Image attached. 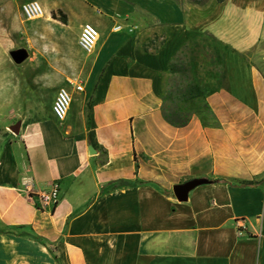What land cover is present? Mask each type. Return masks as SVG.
<instances>
[{"label": "crops", "instance_id": "0c3cea01", "mask_svg": "<svg viewBox=\"0 0 264 264\" xmlns=\"http://www.w3.org/2000/svg\"><path fill=\"white\" fill-rule=\"evenodd\" d=\"M180 1L41 0L44 20L67 28L69 4H87L100 39L84 52L80 23L28 58L30 117L0 139V264H264V0ZM198 46L228 81L208 95V121L178 127L166 118L174 62ZM62 88L75 107L64 122ZM193 179L211 183L179 202L174 187ZM54 184L60 201L44 208Z\"/></svg>", "mask_w": 264, "mask_h": 264}, {"label": "rangeland", "instance_id": "374dc122", "mask_svg": "<svg viewBox=\"0 0 264 264\" xmlns=\"http://www.w3.org/2000/svg\"><path fill=\"white\" fill-rule=\"evenodd\" d=\"M32 1L28 0L27 2ZM41 2V0H38ZM187 0H181L183 4ZM205 5H196L190 1L196 8L200 10L208 7L209 2L214 0H203ZM27 2H20L19 0H0V139L4 135H16L12 130V126L23 124L25 120L30 117L28 112L29 99L26 91L25 74L28 60L23 64L18 65L11 53L16 50L25 49L29 52V57L41 52L49 53L52 45L55 44L60 36L62 30L65 28L66 35L71 33L72 28L78 27L80 23H86V19L92 14V9L85 4L73 3L69 4V11L71 10V24L69 28L63 27L61 23L48 22L44 19L37 21H26L22 6ZM42 4V2H41ZM43 5V4H42ZM227 7L224 8L226 10ZM230 8V7H229ZM232 11L225 13L228 19L232 18ZM59 13L57 15L59 17ZM85 21V22H84ZM233 23V22H231ZM234 23L240 28V22L235 20ZM195 28L199 29L200 27ZM100 33V29L97 27ZM244 31V30H243ZM242 31V32H243ZM239 32V33H242ZM196 44H201V33H196ZM80 33L76 36L79 38ZM66 37V38H67ZM209 42H213L212 35L209 37ZM213 46V45H211ZM68 47H66V50ZM212 52L217 51L218 47L215 45L211 47ZM213 54L210 58H217L221 53ZM57 52V48H53ZM201 46L195 47L194 51L189 54L179 56L174 62L173 73L174 77L170 79V86L168 87L169 103L167 110L169 113L176 114L177 121H184L191 119L195 115H202L210 119L207 113L206 99L208 95L225 87L227 83V72L221 61L202 62L199 55ZM218 54V56H217ZM189 55H194L189 58ZM222 57H219L221 60ZM54 93V90H53ZM49 92L45 93L41 103L42 112L47 106V97ZM72 108L75 109L72 104ZM209 112V111H208ZM239 231H246L247 225L244 222L237 223Z\"/></svg>", "mask_w": 264, "mask_h": 264}, {"label": "built area", "instance_id": "2783aa9c", "mask_svg": "<svg viewBox=\"0 0 264 264\" xmlns=\"http://www.w3.org/2000/svg\"><path fill=\"white\" fill-rule=\"evenodd\" d=\"M22 12L27 21H37L40 19H44L46 17V12L38 0H32L25 3L22 6ZM122 27L118 26L115 28V31H121ZM100 39V33L97 27L91 23H86L83 25L79 38V45L81 49L87 54H91L96 48ZM78 92H83L84 87L82 85L73 84ZM73 103V96L71 92L62 88L58 92L56 100L53 105V113L56 119L60 122H64L71 109ZM60 201V186L59 184H54L50 191L43 194L41 197L42 206L47 208L52 206L53 208L57 207Z\"/></svg>", "mask_w": 264, "mask_h": 264}, {"label": "water", "instance_id": "95a60500", "mask_svg": "<svg viewBox=\"0 0 264 264\" xmlns=\"http://www.w3.org/2000/svg\"><path fill=\"white\" fill-rule=\"evenodd\" d=\"M14 61L20 65L23 64L24 62H26L29 58V52L25 49H20V50H16L13 51L11 53ZM20 125H16L14 127L11 128V130L16 134L19 135L20 134ZM91 153L94 154V152L90 149ZM210 181L207 179H193L190 180L184 184H180V185H176L173 189L174 191V195L176 197V199L181 202V203H185L188 202L189 200V195L190 193L195 190L196 188L203 186V185H207L209 184Z\"/></svg>", "mask_w": 264, "mask_h": 264}, {"label": "trees", "instance_id": "16d2710c", "mask_svg": "<svg viewBox=\"0 0 264 264\" xmlns=\"http://www.w3.org/2000/svg\"><path fill=\"white\" fill-rule=\"evenodd\" d=\"M175 1H177V2H179V0H175ZM187 1H190V2H192V3H194V4H196V5H204V4H206L208 1H206V3L203 1V0H187ZM219 3H222V2H224V0H217ZM59 17L60 18H58L57 16H56V14H54L53 15V17L56 19V20H59V21H61V22H63L64 24H67V16L63 13V12H59ZM207 109H208V107H207ZM209 110H207V113H208V115H210L211 116V114H210V112H208ZM201 118H203L205 121H208L209 119H208V116L207 117H205V116H202L201 114L199 115ZM176 114L173 116V114H171V113H169L168 112V110H167V115H166V118H167V120L171 123V124H173V125H177L178 127H182V126H185L191 119H187V120H184V121H182V122H180V121H177L176 120ZM211 183V182H210Z\"/></svg>", "mask_w": 264, "mask_h": 264}, {"label": "bare ground", "instance_id": "6f19581e", "mask_svg": "<svg viewBox=\"0 0 264 264\" xmlns=\"http://www.w3.org/2000/svg\"><path fill=\"white\" fill-rule=\"evenodd\" d=\"M47 21L48 22H55L53 19H48Z\"/></svg>", "mask_w": 264, "mask_h": 264}]
</instances>
